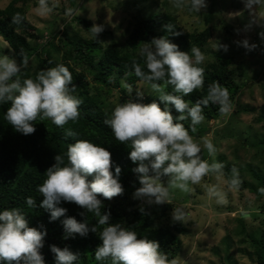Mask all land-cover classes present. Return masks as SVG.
<instances>
[{
  "label": "clouds",
  "instance_id": "clouds-1",
  "mask_svg": "<svg viewBox=\"0 0 264 264\" xmlns=\"http://www.w3.org/2000/svg\"><path fill=\"white\" fill-rule=\"evenodd\" d=\"M242 2L253 15L256 9L264 6V0ZM186 6L199 13L207 4L206 0H187V3L186 0H174V7L180 9ZM51 10L48 0H39L36 9L39 14L44 15ZM68 14H71V10ZM22 20L20 13H16L11 22L20 24ZM165 27L172 31L170 24ZM103 30L102 25L96 24L89 29L94 38ZM261 36L264 37V33ZM236 43L242 44L248 51L257 47L255 44L250 45L247 39ZM215 49L226 52L228 46L217 44ZM190 52L191 55L180 51L176 44L165 37L153 38L145 43L138 56L143 59L147 71L143 70L136 58L131 60L130 68L136 77L150 84V89L158 94L165 107L162 109L155 101L145 104L128 100L116 104L104 119V124L111 129L117 141L130 144L129 159L137 165L132 171L138 175L141 185L135 190L133 198L145 201L149 206L168 204L171 190L189 193V183L199 184L209 173L224 175L225 165L202 159L201 146L181 123L190 118L191 132L195 133L197 125L205 119L202 106L210 102L218 104L221 114L231 109L229 91L219 82L209 85L206 97L197 99L191 106L182 98L204 86V69L198 65L203 64L205 56L195 46L191 47ZM20 54L22 61L19 64L8 55L0 56V104L10 102L4 114L5 121L25 136L36 131L33 122L38 118L40 121L51 120L57 127H63L69 121L76 122L82 101L71 94L75 91V85L69 69L59 64L41 70L34 79L25 78L21 81L19 74L22 67L28 66L29 58L23 51ZM167 86H172L173 92L165 91ZM123 87L131 95L132 85L124 83ZM137 96L142 98L143 93L138 90ZM168 105L173 106L179 115L173 117ZM65 135L75 136V133L68 129ZM203 147L210 156H215L216 148L210 140L203 139ZM65 155L67 164L64 155L56 154L55 163L45 172L46 179L37 186V191L43 197L40 207L48 210L51 219L56 220L67 212V209L58 207L61 201L74 203L84 209L85 213H92L97 221L95 225L89 226L87 221L82 223L74 217H67L62 221L65 239L76 234L85 237L90 231L97 233L98 226H103L98 236L102 243L94 252L97 261L110 259L111 264H178L176 259L169 260L167 254L160 250L157 241L138 238L135 231L121 224H110V212L102 213V202L98 196L111 200L124 192L118 179L121 168H115L114 176L110 170L111 153L106 148L88 140H76L68 145ZM230 171L227 188L238 189L241 184L239 170L233 166ZM88 176H94V179L89 182L86 179ZM163 177H168L166 185L162 181ZM258 191L264 194V188ZM207 193L219 205L228 203L227 192L217 185L208 187ZM26 203L31 208L36 206V200L32 197H27ZM139 210L146 214L143 206ZM241 215L247 218L249 214L242 210ZM186 216L182 206L174 207L171 212L174 223L184 222ZM45 236L46 231L28 226L19 208L0 212V262L45 264L40 252ZM50 251L54 254L55 264H76L79 256V253H73L67 247L61 249L56 245H51Z\"/></svg>",
  "mask_w": 264,
  "mask_h": 264
},
{
  "label": "trees",
  "instance_id": "trees-1",
  "mask_svg": "<svg viewBox=\"0 0 264 264\" xmlns=\"http://www.w3.org/2000/svg\"><path fill=\"white\" fill-rule=\"evenodd\" d=\"M20 1H23V4H19ZM25 1L10 0L6 6L0 7V37L12 50L18 64L22 61L21 51L29 58L28 66L22 67L19 78L21 81L25 78L34 79L41 70L63 64L73 76L72 83L75 85V91L71 94L80 99L82 103L79 106L80 116L76 122L69 121L63 127H57L52 124L51 120L40 121L38 118L33 122L36 131L27 136L15 131L5 121L4 114L10 107V102L0 104V212L19 208L25 215L29 227L37 228L42 232L46 231L44 246L40 249L45 264H55L54 254L50 251L51 245H56L61 249L67 247L73 253H79L76 264H111L110 259L97 261L94 255L97 246L102 243L98 236L103 226H98L97 233L90 231L85 237L76 234L74 237L64 238L65 230L62 223L64 219L74 217L78 222L87 221L89 226H92L97 222L92 213H85L84 209L74 203L61 201L58 207L67 209V212L65 216L52 220L50 212L40 207L43 197L37 191V186L46 179V170L55 163L54 156L64 155L65 164H67L65 154L68 145L75 143L76 140H88L106 148L111 153L112 167L110 170L114 176L115 168L117 166L121 168L118 179L124 189L123 194L111 200L98 196L102 202V213L103 211L110 212L109 223L121 224L122 227L135 231L138 238L157 241L160 250L167 254L169 260L175 259L182 252L184 247L182 236L188 233V228L181 223L165 224L162 221L171 207L170 203L149 206L146 202L133 198L135 190L141 187L138 175L132 171L137 165L129 159L130 144L117 141L111 129L104 124L106 115L111 111L107 107L104 95L111 87H118L125 96H128V100L145 104L155 101L163 109L165 104L159 100L157 93L152 91L140 98L136 90L129 95L127 89L123 87L124 83L135 87L137 82L143 81L135 76L134 70L130 68V62L136 58L143 70L147 71L143 59L138 56L139 50L153 38L160 37L167 38L171 43L176 44L180 51L189 52L190 55V49L193 46L200 48L203 52L204 46L212 36L213 30L209 22L214 17L217 0H211L208 11L204 15L206 26L201 29L186 31L174 13L157 8L148 14H142L141 11L134 13L124 40L118 41L112 37L107 42L101 40L99 36L97 38L92 36L88 19L79 21L89 32L87 36L81 34L79 30L70 28L69 25H64L61 30L41 41V31H38L28 20ZM133 3L136 4L137 0ZM152 3L156 4L154 1ZM16 13H20L23 17L20 24L11 22ZM168 24L172 26V31L166 29L165 26ZM175 33H180V35ZM198 66L204 69V86L182 97L190 106L197 99L206 97L209 85L219 82L228 89L230 103L236 105L232 111L231 120L239 121L236 115L241 111L253 110L252 107L237 102L238 95L244 86V83L237 81V77L242 76V71H240L242 67L233 66V58L230 55L215 52L211 61L203 62ZM165 91L173 92L172 86H167ZM120 101L123 103L125 99L121 98ZM219 107L218 104L211 102L207 106H202L205 119L197 125L195 133L191 132L190 118L181 123L189 130L192 137L200 138L207 130L206 123L222 115ZM168 108L173 117L179 115L173 106L168 105ZM257 119L263 121L264 127V107ZM236 124V122L235 124L230 122L225 128L230 132L236 128ZM68 129H71L75 136H66L65 132ZM246 132L238 143L242 148H255L253 154L255 159L250 162L237 163L227 161L224 155H220L218 162L225 165L223 172L227 181L231 177L230 170L233 166L239 170L241 184L235 190L241 192L246 189L261 201L264 194L259 193L258 189L264 188V134H252L250 130ZM246 174L250 176V179L246 177ZM86 179L91 182L94 176H88ZM27 197L36 200L34 208L27 205ZM142 206L146 214L140 212L139 209ZM260 208L264 210V205L261 204ZM225 210L234 209L228 206ZM243 218L241 212L235 217L241 227L236 233L243 235L240 241L246 243L243 248L238 247V250L247 258L249 264H264V229L261 228L256 234L254 231L247 232ZM232 234L234 233L227 232L222 238L225 250V254L222 255L223 263L235 264L232 253L234 246ZM212 248L215 253L219 252L217 245ZM180 258L179 256L176 260Z\"/></svg>",
  "mask_w": 264,
  "mask_h": 264
},
{
  "label": "rangeland",
  "instance_id": "rangeland-1",
  "mask_svg": "<svg viewBox=\"0 0 264 264\" xmlns=\"http://www.w3.org/2000/svg\"><path fill=\"white\" fill-rule=\"evenodd\" d=\"M9 1L0 0V7L6 6ZM133 1L48 0V5L52 10L44 15L36 11L39 0H26L24 3L27 7L28 20L38 31H41V41L61 30L64 25H69L70 28L79 30L81 34L87 36L89 32L79 21L88 19L91 27L93 24L103 26L104 30L98 36L105 42L112 37L123 41L134 13L141 11L142 14H148L157 8L174 13L186 31L201 29L206 26L204 15L211 3V0H206L207 7L196 13L187 6L180 9L174 7V0H149L150 2L137 0L136 4ZM19 4H23V1H20ZM69 10H71V14H68ZM209 24L213 31L202 52L205 56L204 62L211 61L215 52L230 55L233 58V66L240 65L242 67L240 70L242 76L237 77V81L244 83V86L238 95L237 102L252 107L253 110L241 111L236 115L239 121L231 120L232 111L236 107L234 103H231L228 113L207 122L209 130L204 132L200 138L193 137V139L201 146V158L209 163L218 162L220 155H224L227 161L250 162L255 159L253 156L255 148H242L239 146L238 140L243 139L247 130H250L252 134H264L263 121L257 119L264 107V37L261 36V33H264V6L256 9L255 15H253L245 8L242 0H217L214 17ZM244 39H247L250 45L255 44L257 47L248 51L242 44L236 43L237 41L242 42ZM217 44L227 45L228 50L226 52L223 49L216 50ZM3 55L15 59L12 50L0 37V56ZM132 87L133 90H139L143 95L152 92L150 84L144 81H139L135 87ZM104 97L109 110H112L116 104L122 103L121 98H124L125 102L129 99L118 87H111ZM230 122L237 124L234 130L228 132L225 126H229ZM203 139H208L214 144L215 156H210L207 149L203 147ZM246 177L250 179L248 174ZM167 180L168 177L162 178L165 185ZM213 185H217L227 192L228 203L226 205L217 204L215 198L208 195L207 188ZM189 187L191 188L189 193L181 192L178 189L171 190L169 202L171 207L162 220L165 224H173L171 212L176 206H182L187 213L184 222H175L188 228V233L182 236L184 240L182 252L176 257H181L178 264H228L223 263L222 258V255L225 254L222 238L227 232L234 233L232 234L234 240L232 253L235 264H249L247 258L238 250V247L243 248L246 243L240 241L243 235L236 233L241 227L235 217L242 210L247 211L248 217L243 218L245 230L247 232L254 231L256 234L261 228L264 229V210L260 208L261 204L264 205V196L260 201L246 189L241 192L235 189L229 190L224 175L218 176L214 173H209L199 184L189 183ZM228 206L234 210H225ZM215 245L219 247L218 253L213 251L212 247Z\"/></svg>",
  "mask_w": 264,
  "mask_h": 264
},
{
  "label": "water",
  "instance_id": "water-1",
  "mask_svg": "<svg viewBox=\"0 0 264 264\" xmlns=\"http://www.w3.org/2000/svg\"><path fill=\"white\" fill-rule=\"evenodd\" d=\"M209 129L206 130V132L208 131Z\"/></svg>",
  "mask_w": 264,
  "mask_h": 264
}]
</instances>
